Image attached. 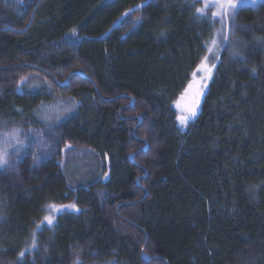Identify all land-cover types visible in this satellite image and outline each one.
I'll return each instance as SVG.
<instances>
[{
  "label": "trees",
  "instance_id": "obj_1",
  "mask_svg": "<svg viewBox=\"0 0 264 264\" xmlns=\"http://www.w3.org/2000/svg\"><path fill=\"white\" fill-rule=\"evenodd\" d=\"M138 6L136 25L112 28ZM199 7H0V128L41 132L53 99L69 104L44 132L49 160L14 180L0 172V264H264V3L235 12L234 54L218 51L199 113L181 132L173 103L214 31ZM30 75L45 86L19 92ZM64 142L77 150L61 166ZM49 205L78 212L38 229ZM33 239L36 250L25 253Z\"/></svg>",
  "mask_w": 264,
  "mask_h": 264
},
{
  "label": "rangeland",
  "instance_id": "obj_2",
  "mask_svg": "<svg viewBox=\"0 0 264 264\" xmlns=\"http://www.w3.org/2000/svg\"><path fill=\"white\" fill-rule=\"evenodd\" d=\"M200 2V9H204L203 14L199 13L201 16L208 18L211 23L213 24V34L212 38L206 45V53L204 58L201 60L200 64L197 66V68L202 64V62H205L206 59V66L208 69H210L209 72H197L196 76L193 77L192 73L189 82L187 83L186 88L184 91L178 96L177 100L173 103V109L176 112V125L179 128L181 132H185L190 122L194 120V118L197 116L200 110L201 101L203 99V96L206 92L208 83L212 77V73L214 70L213 65L215 66L216 59H217V53L218 51L226 47L227 49H231V54L233 56L235 49L231 41L227 38V28L229 27L230 23L233 21L232 17L234 16L235 12L242 7L245 6H251L255 7L260 4L264 3V0H260L258 3H249L248 0H244L243 3H241V0H233L234 3L238 5L237 9L235 10H229L227 14L224 13L223 9L216 8V7H208L205 8V0H197ZM30 0H0V7L7 9L9 11L13 12H19L21 9H23ZM213 0H209V3H212ZM223 2V0H221ZM141 6V5H140ZM140 6L129 10L117 20L113 24L112 28L124 25L127 22H132L133 25H136L139 21L138 17H132V13L137 8H140ZM215 12H220V15H213ZM213 41H215V44H213ZM192 85L191 88L189 86ZM45 86V82L42 81L39 77L36 75H30L25 77L19 84L18 90L19 92L22 91H36L37 89H40ZM187 90V92H186ZM196 93H199V96H196ZM184 96L185 99L181 101V97ZM54 103H52L50 106H47L42 112L41 116L42 118L39 119L40 123L44 125L43 131H35L32 128H28L27 130H14L10 127H2L0 128V157H3L8 161V164L5 166L0 167V172L10 170L11 178L18 179V175L20 176L19 169H21L23 172L27 169H30L32 166V162L37 159H43L44 161L49 160L52 155L55 154L54 147H47L46 149H43L44 143L43 139L45 134V131L50 132L51 129V123H58L66 117L69 113V104L68 101L60 100L58 98H54ZM193 101H198L195 103L194 110L196 112L195 116H192L190 119L187 120V122L182 125L180 123V120L178 117L182 115H187L186 112L182 111L180 108H177V103L181 102L182 104L191 107L193 105ZM52 138V137H51ZM50 138V139H51ZM55 140V139H54ZM54 142V141H52ZM52 148V153L50 152V149ZM77 150L75 146H73L69 142H64L62 147H60L59 150V164L63 166L67 161H69L74 154L70 153ZM74 158V157H73ZM24 160V161H23ZM11 161V163H9ZM15 163V164H14ZM23 163V164H22ZM14 174V175H13ZM8 175V176H10ZM7 175H3V179ZM107 179V176H105V180ZM78 212V210H75L74 207H69L67 205L65 206H56V205H49L46 208L45 216L42 220V222L38 225V229L42 228H51L55 224V220L58 215L63 214L65 212ZM46 218H51L52 223L49 224L47 222ZM34 250H36V244L35 239H33L32 244L28 249H26L25 253H32Z\"/></svg>",
  "mask_w": 264,
  "mask_h": 264
},
{
  "label": "snow or ice",
  "instance_id": "obj_3",
  "mask_svg": "<svg viewBox=\"0 0 264 264\" xmlns=\"http://www.w3.org/2000/svg\"><path fill=\"white\" fill-rule=\"evenodd\" d=\"M243 2H244V0H241V3H243ZM248 2L249 3H258V2H260V0H248ZM208 7H216V8L223 9L224 13L227 14V12L229 10L237 9L238 5L236 3H234L233 0H223V2H221V0H213L212 3H209V0H205V8H208ZM197 12L203 14L204 9L198 8ZM220 14H221L220 12L213 13V15H220ZM125 15H127V13H125ZM72 31H73V34H75V29H73ZM213 44H215V41H213ZM206 59L207 58H205V62H202V64L197 68L196 72L193 73V77L196 76L197 72H209L210 71V69H208L206 66ZM213 67H214V65H213ZM191 87H192V85L189 86V88H191ZM186 92H187V90H186ZM196 96L198 97L199 93H196ZM184 99H185V97L182 96L181 101H183ZM196 102H198V101H193V105L191 107L186 106V105L182 104L181 102L177 103V105H176L177 108H180L182 111L187 113V115H182V116L178 117V119L180 120V123L182 125H184L187 122V120L190 119L192 116L196 115V112L194 110ZM7 164H8V161L6 159H4L3 157H0V167L5 166ZM69 207H75V205H70ZM46 219H47V222L49 224L52 223L51 218H46ZM20 255L23 256L24 253L21 252ZM145 258L150 259L149 257L146 256V254H145Z\"/></svg>",
  "mask_w": 264,
  "mask_h": 264
},
{
  "label": "water",
  "instance_id": "obj_4",
  "mask_svg": "<svg viewBox=\"0 0 264 264\" xmlns=\"http://www.w3.org/2000/svg\"><path fill=\"white\" fill-rule=\"evenodd\" d=\"M133 99H131V101H130V103L132 104L133 103ZM141 120L139 119V122H140ZM130 158H133V156L132 155H130ZM137 181V180H136Z\"/></svg>",
  "mask_w": 264,
  "mask_h": 264
}]
</instances>
